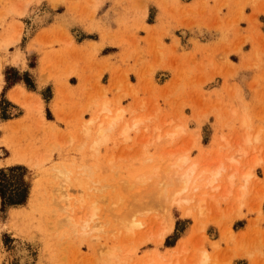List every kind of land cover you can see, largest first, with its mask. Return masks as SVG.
Segmentation results:
<instances>
[{
  "label": "rangeland",
  "instance_id": "rangeland-1",
  "mask_svg": "<svg viewBox=\"0 0 264 264\" xmlns=\"http://www.w3.org/2000/svg\"><path fill=\"white\" fill-rule=\"evenodd\" d=\"M40 1L27 0L17 9L14 0H0V264H19V244L26 246L30 264H156L157 253L174 264H198L202 249L209 255L199 264H231L235 254L263 257L264 40L250 46L248 32L229 38L218 23L193 28L181 0H170L175 26L152 31L144 50L142 29L133 39L130 32L117 36L121 51L114 46L112 61L101 63L92 57L102 55L97 49L106 31L99 30L102 39L90 52L81 44L70 49V42L62 52L60 43L77 39V33L70 24L59 27L58 19L45 27L34 8ZM87 2L75 3L68 23L87 30L89 17L97 15ZM135 5L132 25L140 27L145 7ZM151 15L149 10L144 21ZM205 28L223 36L200 43ZM28 49L33 55H26ZM36 56V82L8 67L33 65ZM13 81L24 85L9 89L7 99L4 89ZM116 113L119 120L97 144L98 125L108 126L105 118ZM184 155L196 163L195 173L217 163L226 167L218 189L204 185L203 173L198 188L177 192L182 168L170 174L169 165ZM229 157L238 167H231ZM247 168L254 176L244 184L239 174ZM148 171L149 180L139 183ZM230 172L237 175L234 192L224 195ZM9 201L21 205L7 206ZM92 201L95 216L83 227ZM121 216L139 227L126 233ZM164 222L171 230L156 244ZM242 222L251 229L234 231Z\"/></svg>",
  "mask_w": 264,
  "mask_h": 264
},
{
  "label": "crops",
  "instance_id": "crops-1",
  "mask_svg": "<svg viewBox=\"0 0 264 264\" xmlns=\"http://www.w3.org/2000/svg\"><path fill=\"white\" fill-rule=\"evenodd\" d=\"M14 1H15L13 3L14 7L17 9H22L27 0H14ZM62 2L64 6L61 4L52 6L46 1L42 0L41 5L38 8H36L37 6H34V8L41 12L40 13L41 19L46 20L45 21L46 23L44 25L45 27L49 26L54 19L55 20L58 19L57 24L59 27L60 26L66 27V25L70 24L69 30H75L74 32L77 33V39H74V37H68L67 39H65L66 43L64 41L60 43L59 46L63 47L62 52H66L65 47L67 42H70L71 44L70 49H72L78 44H81L84 49L83 51H86V53L90 52V50H92L93 48L92 43L93 42L99 43L102 39L99 30L100 29L105 30L106 31L105 34L107 36L106 40L103 43V45L97 49L98 53L101 50L102 55L97 56L95 54L92 57L94 59H98V61L101 63L103 61H100V59H106L107 57H109V59L112 61V59L115 56L112 53L116 52V48L114 46H117L118 52L121 51L120 46L115 41L117 36L125 37L124 34L130 32L131 34L129 39H133V35L137 36V31H138L137 29L138 28L142 29L145 33H139L140 36H142L141 38L139 37L140 46L142 47L143 50L148 49L150 47V42H152L149 41L151 32L154 31L155 29L162 30L168 28V24L169 23L172 24L173 20L171 21V19L174 17V16L173 17L170 16V12L173 9L172 8L173 5L170 4L171 2L170 0L169 1L165 0L166 4L164 3L163 0H140V3L139 0H62ZM82 2H87L91 7V9L93 10V12L95 11L97 13V15H95L93 19L92 16L89 17V23L86 24L87 30L83 28L84 24H78L74 22L68 23L69 22L68 20H70V18L72 17V14H70L69 11H72L75 8V3L77 4L76 6L77 8ZM159 3H162L166 6L165 12L162 11V9L159 6ZM135 4L138 5L141 4L143 8L145 7V14L142 17L143 22L140 27H136V26L134 27L132 25L134 19L133 9L136 7ZM181 4L184 7L183 9L186 10L187 12L186 14H184L186 15L185 19L188 21V23L191 24L193 28L197 26V24L195 23L202 22L211 27H215L216 23H218L219 27L221 28L222 34H228L229 36H233V37L227 36V40L225 41H228L229 38L239 37L241 33L246 34L247 32H248L247 35L248 37L246 40H248L250 46L255 42L257 43L259 37L262 38V40H264V0H181ZM52 10H55L54 13H51ZM149 10L152 11L151 19L150 21H144L143 18L148 16ZM180 10L176 11V14H180ZM26 12L30 14L36 13V11L34 10H29ZM105 13L108 14L107 17L104 16ZM53 14H55L56 16L54 17ZM63 18L64 20H62ZM98 19L99 21H97ZM172 25L175 26V24ZM72 27L75 28L73 29ZM169 32H173L174 34L175 29H170ZM205 32L207 35H205V38L203 40H199L200 43L214 42L219 38V36L220 37L223 36L221 32L220 33L216 32V30L208 29L205 30ZM64 33H66V28L64 29ZM249 33L251 36H249ZM188 34L192 35L190 31L186 33V36H188ZM54 40H57V38L55 39L54 37ZM111 40H113L114 42H112ZM172 41L174 42V40ZM161 42L163 44L165 43L167 44L169 43V40H162L161 38ZM33 52H34L33 49H28L26 50V55L28 53L32 54ZM35 58L36 60L34 61L33 65L25 64V66L22 67L21 62H17V63L11 62L10 64H8V67H12L16 69L17 72H24L27 75H31L33 82H36L35 75L38 65L37 64L38 57L36 56ZM42 58H43L42 56L39 58V67L44 65L41 63ZM25 62H26V58H25ZM73 76H76L75 78L78 80V84H79V79L76 73H74ZM12 83H10L7 87H5L4 97L5 96L7 97V92L15 85L17 86L24 85L21 82H17L11 86ZM52 86H53L52 87L53 88L52 102H53L55 95L56 81H53ZM233 223H235V221ZM248 223L249 222H242V224L238 228L236 229L232 228V229L234 231H237L238 233H240V231L248 232L251 229V226L247 225ZM224 247H226L225 244ZM261 251L263 254V257L261 258H249L244 255L235 254L231 258V264H264V248L261 249Z\"/></svg>",
  "mask_w": 264,
  "mask_h": 264
},
{
  "label": "bare ground",
  "instance_id": "bare-ground-1",
  "mask_svg": "<svg viewBox=\"0 0 264 264\" xmlns=\"http://www.w3.org/2000/svg\"><path fill=\"white\" fill-rule=\"evenodd\" d=\"M10 97L11 98H13V95H10ZM120 114H118V113H116V114H114V115H112V116H107L106 118H105V123L108 125V126H106V127H102L100 124L98 125V134H99V136H100V139L97 141V144H98V142H103L104 141V139H105V134H104V131L106 130V129H108V128H110V127H112V125H114L115 124V122H117L118 120H119V118H120ZM138 123V121H133V126H135L136 124ZM173 132V131H172ZM172 132L170 133V134H172ZM173 133H176L177 134V132H173ZM169 134V135H170ZM175 134V135H176ZM174 135V134H173ZM96 144V145H97ZM241 151V150H240ZM239 151V152H240ZM245 152V151H244ZM242 153V152H241ZM227 159V158H226ZM235 158H233V157H229V159H227V160H230V162H229V164L231 165V167H236L237 166V160L235 159ZM218 162H219V160H218ZM228 162V161H227ZM217 163V162H216ZM254 163L256 164V162L254 161ZM215 164V163H214ZM195 167H196V163H194V162H191V163H188V161H187V157L184 155V156H180V157H178L176 160H173L172 161V163L169 165V168H170V170L169 171H171L170 172V174L171 173H173L172 171L173 170H177V168L179 169V168H182V172L180 173V176L179 177H177V179L179 180V181H177L180 185H179V189H181V190H179L178 189V191L177 192H181V191H184V190H187L188 191V189L190 190V189H196V188H198V185H197V183H196V180H197V178L200 176V175H202L203 173H206L207 174V177H206V181H205V184L204 185H206V186H210V188L211 189H218V185H219V182L221 181V179H222V176H223V174H222V171L223 170H225L226 169V167H223L222 165H221V163H217L216 165H215V167L214 168H212V167H210L209 169L207 168H202L198 173L196 172L195 173ZM238 167V166H237ZM212 168V169H211ZM233 169V168H232ZM237 169V168H236ZM235 169V170H236ZM234 170V171H235ZM231 171H233V170H231ZM60 173V172H59ZM152 172L151 171H148V172H145V173H142V174H140L138 177H139V183H141L142 181L145 183V180H149V176H150V174H151ZM179 173V172H178ZM231 173V174H230ZM229 173V175H227V177H226V183H227V188H225V190H223V191H225V193H224V195H228V193L230 194V192L231 191H233V184H234V182H235V179H236V177H237V175L235 174V172H230ZM168 174H169V172H168ZM175 175V174H174ZM176 175H177V173H176ZM179 175V174H178ZM169 176H171V175H168V177ZM173 176V175H172ZM171 176V177H172ZM240 176V177H239ZM239 179H241L242 181H243V183L245 184V183H247L248 181H249V179L252 177V176H254V172H253V169H250V168H247V170H245V171H243L242 173H240L239 174ZM138 177H137V180H138ZM180 178V179H179ZM141 179V180H140ZM168 180V179H167ZM141 181V182H140ZM170 182V181H169ZM226 186V185H225ZM163 189V188H162ZM228 189V190H227ZM240 190H239V193H240V195H241V193L244 191L243 189H244V187H242V188H239ZM160 191V190H159ZM212 191H214V190H212ZM234 192V191H233ZM221 193V192H220ZM165 194V193H164ZM193 194V193H192ZM203 193H201V195H202ZM221 195V194H220ZM223 195V194H222ZM240 195H238V196H240ZM213 196V194L211 195V197ZM204 197V196H203ZM221 197V196H220ZM223 197V196H222ZM237 197V196H236ZM235 197V198H236ZM201 198V200L202 199H204V198H202V196L200 197ZM208 198V197H207ZM238 199V198H237ZM198 200V199H197ZM200 200V199H199ZM209 200V199H208ZM211 200V199H210ZM203 202V201H202ZM92 204H90V205H88L87 206V208H86V219L83 221V227H86L87 225H88V222L89 221H92V219L94 218V216H95V209H96V207L95 206H93V204H94V202L92 201L91 202ZM189 208V207H188ZM191 208V207H190ZM88 210V211H87ZM185 211H188V210H185ZM122 217V216H121ZM125 217V216H124ZM124 217H122V220L120 221V223L122 224V228L123 229H125V232L126 233H130V232H132L133 231V229L135 228V227H139V225H140V223L138 222V221H129L128 219H127V221H126V218H124ZM131 219V218H130ZM162 223V222H161ZM170 223V222H169ZM167 223H165L164 222V228H160V229H162V230H160V231H158L157 232V237H156V239H155V243L156 244H160L162 241H163V239H164V236H165V234L167 233V232H169L170 230H171V225H166ZM73 226V225H72ZM22 243V242H21ZM184 244H182L181 246H183ZM184 247V246H183ZM185 248V247H184ZM180 249H181V247H180ZM176 250V248L174 249V251ZM182 250V249H181ZM203 250V249H202ZM200 251L199 252V254H200V256H199V254H198V264L200 263V262H202V261H206L207 260V258H208V255L206 254V251L205 250H203V251ZM180 251V250H179ZM185 251V250H184ZM205 251V252H204ZM111 252V251H110ZM176 252V251H175ZM182 252V251H181ZM15 253H17L16 255H18V259H19V264H30V261H31V256H30V254H29V252H28V250H27V248H26V246L24 245V244H19V246H17L16 247V252ZM178 255V254H177ZM176 258V257H175ZM155 259L156 260H158L157 261V263L156 264H171L172 262H171V260L169 261V260H167V259H165L164 258V255H161L160 253H157L156 254V257H155ZM197 259V258H196ZM197 261V260H196ZM175 262H173L172 264H174ZM194 264H197V263H194Z\"/></svg>",
  "mask_w": 264,
  "mask_h": 264
},
{
  "label": "trees",
  "instance_id": "trees-1",
  "mask_svg": "<svg viewBox=\"0 0 264 264\" xmlns=\"http://www.w3.org/2000/svg\"><path fill=\"white\" fill-rule=\"evenodd\" d=\"M16 82V81H15ZM15 82H13V83H15ZM12 83V84H13ZM11 84V85H12ZM28 88H30V89H32V87H28ZM27 196H28V193H27ZM27 196L25 197V202H26V199H27ZM0 197L1 198H3V196L1 195V193H0ZM7 204H10V205H7V206H16V205H21L19 202H13V201H9ZM12 204H15V205H12ZM166 245H169L170 243H168V240H166Z\"/></svg>",
  "mask_w": 264,
  "mask_h": 264
}]
</instances>
